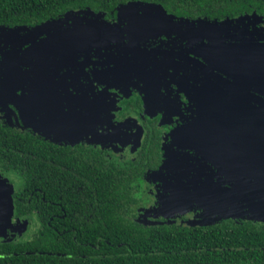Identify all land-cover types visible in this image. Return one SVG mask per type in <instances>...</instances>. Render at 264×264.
Here are the masks:
<instances>
[{
  "label": "flooded vegetation",
  "instance_id": "flooded-vegetation-1",
  "mask_svg": "<svg viewBox=\"0 0 264 264\" xmlns=\"http://www.w3.org/2000/svg\"><path fill=\"white\" fill-rule=\"evenodd\" d=\"M123 9L117 8L114 15L95 10L102 14L72 13L75 9L49 20L33 42L65 29H95L100 37L78 41L77 50L44 56L43 60L57 63L43 64L37 72L24 66L30 72L19 83L23 84L19 92L26 95L19 106L10 102V88L1 87L6 50L0 47V126L30 133L65 152H80L78 160L98 153L103 166L102 175L77 170V190H57L51 198V192L43 189L19 190L24 177L10 172V154L6 161L0 158V259L4 264H14L11 243L36 238L54 245L42 249V255L29 264H112L111 247L126 242L102 234L94 240L91 225L107 219V214L95 213L104 208L94 206L95 196L101 195L94 190V181L104 184V196L125 193L110 188H116L115 182H128L135 200L117 210L148 227L197 230L256 220L249 215L223 217L218 207L223 202L220 189L229 176L200 145L202 135L194 124L204 123L207 115L211 120L219 92H230L218 79L228 82L229 76L199 51L250 36L254 42H264V17L187 24L176 21L178 16L171 20L162 15L165 24L148 20L138 25L140 32L130 35L127 28L135 16L149 19L159 10L141 4ZM248 102L264 115V108ZM67 195L85 200L73 199L74 205L66 207L63 197Z\"/></svg>",
  "mask_w": 264,
  "mask_h": 264
},
{
  "label": "trees",
  "instance_id": "trees-1",
  "mask_svg": "<svg viewBox=\"0 0 264 264\" xmlns=\"http://www.w3.org/2000/svg\"><path fill=\"white\" fill-rule=\"evenodd\" d=\"M129 1L137 0H0V26L34 27L75 9L91 8L114 15L120 5ZM138 1L159 3L176 16L191 20L224 21L245 16L264 17V3L261 0ZM9 154L10 172L24 177L19 190L43 189L51 192V198H55L57 190H77L74 178L77 170H84L89 175L103 174V166L99 165L102 157L98 153L91 159L84 157L78 160L80 152L67 149L65 152L30 133H23L11 126L10 130L0 126V158L6 161ZM113 173L111 170L110 175ZM93 184L94 190L101 194L95 196L94 206L104 208L95 213L100 211L102 215L107 214V219L95 222L96 219L91 225L94 240L102 234L112 241L126 242L125 246L111 247L112 264L114 261L117 264H264L263 219L226 222L197 230L167 225L159 229L148 227L134 222L127 213L121 214L117 210L130 207L135 200L128 182H115L116 188L111 187L110 190L125 189V193H111L109 196L103 195L106 191L104 184L97 181ZM73 199L85 200L67 195L63 197L66 201L64 205L73 206ZM53 245L54 241L43 242L38 238L13 242L10 244V255L14 256V264H29L34 262V257L42 255V249H49ZM115 255L121 258L114 260ZM4 262L1 258L0 264Z\"/></svg>",
  "mask_w": 264,
  "mask_h": 264
},
{
  "label": "water",
  "instance_id": "water-1",
  "mask_svg": "<svg viewBox=\"0 0 264 264\" xmlns=\"http://www.w3.org/2000/svg\"><path fill=\"white\" fill-rule=\"evenodd\" d=\"M137 4L146 8L153 6L159 10V14L149 19L135 16L127 28L130 35L140 32L138 25L149 23L148 20L165 24L166 21L161 18L162 15L176 20L175 14H168L161 4L155 2L129 1L120 5L118 9L122 12L123 8ZM73 12L102 14L96 13L91 8ZM204 20L179 17L176 21L193 24ZM228 20L225 19V21ZM50 23L51 21H48L34 27L0 26V32L3 34L0 45L6 44V47L11 45L10 50L2 52L4 59L1 67V87L6 89L9 86L10 102L18 106L19 100L23 101L26 96L24 91L17 92L18 89H23V84L19 83L26 79V72H30L24 66H31V71L37 72L39 66L43 64L57 63L56 60H43L44 56H59L62 53L77 50L80 46L78 41L100 37L95 29H65L33 42L35 40L33 38H36L43 27ZM55 23L53 22L54 25ZM21 31H26V34L17 35ZM30 40L33 43L23 48V45ZM199 52H203L204 57L207 55V61L210 64L229 76L228 82L224 78H218L228 86L230 92H219L220 100L214 102L217 108L211 109L212 119H209V115L205 118V115L202 118V120L205 118L202 121L204 123L197 120L194 124L197 129H200L202 135L200 145L223 167L222 173L229 176L224 180L223 188L220 189L223 202L218 207L222 209L223 217L249 215L255 219L264 220V115L259 109L251 107L248 102H255L264 108V42H254L250 36L240 42L224 43L218 46L208 45L205 50ZM203 133L209 140L203 136ZM1 186L0 182V189ZM13 213L14 203L10 187V227L13 225Z\"/></svg>",
  "mask_w": 264,
  "mask_h": 264
},
{
  "label": "rangeland",
  "instance_id": "rangeland-1",
  "mask_svg": "<svg viewBox=\"0 0 264 264\" xmlns=\"http://www.w3.org/2000/svg\"><path fill=\"white\" fill-rule=\"evenodd\" d=\"M26 31H21V32H19V33H17V35H19V34H21V35H25L26 33H25ZM2 45H4V47H2L1 49H4V50H10V48H11V45H9V47H6L5 45L6 44H1L0 46H2ZM9 69H10V67H9ZM7 73H8V71H7ZM8 81V80H7ZM7 83V82H6ZM7 85V84H6ZM6 89H9V86L6 88ZM20 91V89H18V93H21V92H19Z\"/></svg>",
  "mask_w": 264,
  "mask_h": 264
},
{
  "label": "snow or ice",
  "instance_id": "snow-or-ice-1",
  "mask_svg": "<svg viewBox=\"0 0 264 264\" xmlns=\"http://www.w3.org/2000/svg\"><path fill=\"white\" fill-rule=\"evenodd\" d=\"M262 3H264V0H261Z\"/></svg>",
  "mask_w": 264,
  "mask_h": 264
}]
</instances>
